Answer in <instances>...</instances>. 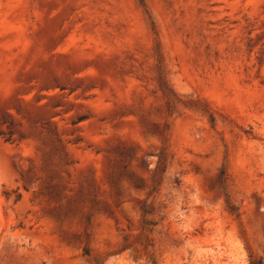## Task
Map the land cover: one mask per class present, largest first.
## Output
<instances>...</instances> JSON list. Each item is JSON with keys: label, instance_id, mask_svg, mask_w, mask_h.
I'll return each instance as SVG.
<instances>
[{"label": "rangeland", "instance_id": "1", "mask_svg": "<svg viewBox=\"0 0 264 264\" xmlns=\"http://www.w3.org/2000/svg\"><path fill=\"white\" fill-rule=\"evenodd\" d=\"M264 263V0H0V264Z\"/></svg>", "mask_w": 264, "mask_h": 264}, {"label": "trees", "instance_id": "2", "mask_svg": "<svg viewBox=\"0 0 264 264\" xmlns=\"http://www.w3.org/2000/svg\"><path fill=\"white\" fill-rule=\"evenodd\" d=\"M250 264H264V263L261 259L256 258L253 255H251L250 256Z\"/></svg>", "mask_w": 264, "mask_h": 264}]
</instances>
